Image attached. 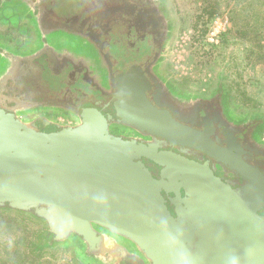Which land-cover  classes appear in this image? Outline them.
Instances as JSON below:
<instances>
[{
  "label": "water",
  "instance_id": "1",
  "mask_svg": "<svg viewBox=\"0 0 264 264\" xmlns=\"http://www.w3.org/2000/svg\"><path fill=\"white\" fill-rule=\"evenodd\" d=\"M169 57L167 48V81ZM122 75L121 116L164 139V150L112 135L98 110L75 125L36 126L0 109V211L43 220L56 243L75 246L90 264L69 235L92 253L96 227L129 241L149 264H264V184L228 187L209 165L184 156L202 134L148 99L150 84H137L141 67ZM144 159L164 171V181ZM166 197L183 209L180 220Z\"/></svg>",
  "mask_w": 264,
  "mask_h": 264
},
{
  "label": "flooded vegetation",
  "instance_id": "2",
  "mask_svg": "<svg viewBox=\"0 0 264 264\" xmlns=\"http://www.w3.org/2000/svg\"><path fill=\"white\" fill-rule=\"evenodd\" d=\"M174 23L171 0H0V109L36 126L75 125L98 110L112 135L164 150V139L119 112L117 80L141 67L137 84H150L148 99L202 134L197 148L184 156L209 165L228 187L263 185L264 106H250L228 72L211 80L171 76L167 81L164 53ZM144 162L164 181L157 164ZM167 203L180 220L178 201ZM43 233L48 249L65 243H56L46 229ZM94 238L96 251L90 253L80 237L69 235L93 264H149L129 241L107 229L96 227ZM85 260L82 264H90Z\"/></svg>",
  "mask_w": 264,
  "mask_h": 264
},
{
  "label": "rangeland",
  "instance_id": "3",
  "mask_svg": "<svg viewBox=\"0 0 264 264\" xmlns=\"http://www.w3.org/2000/svg\"><path fill=\"white\" fill-rule=\"evenodd\" d=\"M174 31L168 44L167 78L211 80L232 74L250 106H264V7L258 0H171ZM227 16L230 28L218 47L206 49L215 17ZM214 49L213 53L211 52ZM171 77V78H172ZM46 225L13 211H0V264H82L73 245H43ZM49 232V231H48ZM76 254V256H75ZM82 261V262H81Z\"/></svg>",
  "mask_w": 264,
  "mask_h": 264
},
{
  "label": "built area",
  "instance_id": "4",
  "mask_svg": "<svg viewBox=\"0 0 264 264\" xmlns=\"http://www.w3.org/2000/svg\"><path fill=\"white\" fill-rule=\"evenodd\" d=\"M230 26L231 22L227 16L215 17L209 26V30L205 38L206 49L218 47L221 43L222 36L227 32Z\"/></svg>",
  "mask_w": 264,
  "mask_h": 264
},
{
  "label": "trees",
  "instance_id": "5",
  "mask_svg": "<svg viewBox=\"0 0 264 264\" xmlns=\"http://www.w3.org/2000/svg\"><path fill=\"white\" fill-rule=\"evenodd\" d=\"M259 2H262V6L264 7V0H258ZM263 12H264V10H263ZM213 51H214V49L211 51L212 53H213ZM5 211V210H4ZM51 238H52V235L51 234H49V233H47ZM39 237H45V235L44 234H42L41 236H39ZM45 247L46 246H44V242H43V245L42 244H39L38 246H37V251L39 252H43L44 251V249H45ZM47 248V247H46Z\"/></svg>",
  "mask_w": 264,
  "mask_h": 264
}]
</instances>
